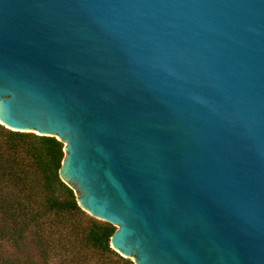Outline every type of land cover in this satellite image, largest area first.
<instances>
[{"label": "water", "instance_id": "water-1", "mask_svg": "<svg viewBox=\"0 0 264 264\" xmlns=\"http://www.w3.org/2000/svg\"><path fill=\"white\" fill-rule=\"evenodd\" d=\"M0 124L134 264H264V0H0Z\"/></svg>", "mask_w": 264, "mask_h": 264}, {"label": "trees", "instance_id": "trees-1", "mask_svg": "<svg viewBox=\"0 0 264 264\" xmlns=\"http://www.w3.org/2000/svg\"><path fill=\"white\" fill-rule=\"evenodd\" d=\"M63 143L0 124V245L30 237L38 260L7 255L0 264H134L110 246L116 227L85 212L59 177Z\"/></svg>", "mask_w": 264, "mask_h": 264}, {"label": "rangeland", "instance_id": "rangeland-1", "mask_svg": "<svg viewBox=\"0 0 264 264\" xmlns=\"http://www.w3.org/2000/svg\"><path fill=\"white\" fill-rule=\"evenodd\" d=\"M0 246L3 248L4 252L7 255L18 256L22 260H27L29 258L38 260L37 253L33 248L32 242L30 241V237H27L25 244L19 249H15L5 242H2Z\"/></svg>", "mask_w": 264, "mask_h": 264}]
</instances>
